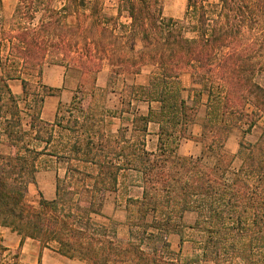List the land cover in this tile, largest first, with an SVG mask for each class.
<instances>
[{"label": "trees", "instance_id": "obj_1", "mask_svg": "<svg viewBox=\"0 0 264 264\" xmlns=\"http://www.w3.org/2000/svg\"><path fill=\"white\" fill-rule=\"evenodd\" d=\"M163 1L116 0L112 15L104 0H17L1 39L0 136L14 153L0 157V264H19L4 245V230L19 245L30 240L40 253L83 264H264V137L239 143L241 163L232 173L235 157L225 149L233 129L245 127L248 134L264 119V0H187L181 20L164 17ZM45 65L79 77L81 98L61 109L52 125L40 120L43 100L55 94L39 81ZM145 68L147 85L126 86L123 105L145 99L156 102L158 112L134 119L141 138H107L95 76L106 69L113 83ZM184 74L198 87L191 99L182 96ZM12 80H20L24 99L32 100V140L44 145L41 151L21 130ZM202 95L201 156L180 158L177 148L189 139ZM150 122L159 127L155 153L144 148ZM42 157L65 160L67 170L56 181L55 198L38 193L32 205L26 194ZM122 170L139 172L143 185L141 200L127 202L125 240L114 225L94 221ZM189 212L197 218L191 229L204 239L184 256L171 249L169 237L182 238Z\"/></svg>", "mask_w": 264, "mask_h": 264}, {"label": "crops", "instance_id": "obj_2", "mask_svg": "<svg viewBox=\"0 0 264 264\" xmlns=\"http://www.w3.org/2000/svg\"><path fill=\"white\" fill-rule=\"evenodd\" d=\"M4 4L7 0H1ZM1 75V72H0ZM149 70L143 69L136 77H122L117 81L110 83L106 70L99 72L95 76V88L101 90L104 94V100L100 106H93L102 114L103 132L109 139H118L123 136L126 141L132 139L131 136L141 138L143 134L134 132L133 121L137 117H146L149 113L158 112L159 105L156 102L146 101L145 99H134L130 105H123L126 99L125 87H145L148 81ZM26 80L35 84L37 79L33 76H25ZM42 86L55 90L52 97H46L43 100L40 109V120L46 124H54L57 114L62 109H68L73 104V99L79 97V77L77 72L56 65H45L42 69L39 79ZM115 83L120 84L118 88H112ZM179 83L183 89L182 96L184 99H191L193 92L198 88L189 75H181ZM9 90L12 96L17 100L19 108V118L21 130L29 136L30 147L41 151L43 144H38L32 140L35 132L30 127L31 115L33 113L31 98L24 99L23 89L20 80L8 82ZM98 104V103H97ZM206 114V96L202 95L201 104L196 115V121L187 128L189 139H183L178 148L177 155L180 158L197 159L201 156V147L197 141L201 136V125ZM263 120V119H262ZM260 120L248 134H244V127L233 129L225 143L226 151L237 159L239 152V143L241 141L254 144L264 135V126ZM159 127L156 123L147 124L145 133V151L155 153L158 147ZM56 136V135H55ZM14 153V148L4 142L0 136V157H8ZM233 161V163H234ZM41 168L35 174L34 184L30 185L27 190V201L30 204H37V194H41L44 200L52 201L55 198V185L57 180L65 177L67 162L55 157H42ZM239 168V167H238ZM237 168V169H238ZM143 196V185L141 174L134 170H122L117 178V188L115 192H106L103 196L100 215L94 217L96 223L101 225H114L116 235L120 240L128 237V226L126 218V206L128 200H141ZM194 213H185L182 219L183 228L186 227V215ZM195 215V214H194ZM196 216L190 226L196 221ZM176 236V235H175Z\"/></svg>", "mask_w": 264, "mask_h": 264}, {"label": "rangeland", "instance_id": "obj_3", "mask_svg": "<svg viewBox=\"0 0 264 264\" xmlns=\"http://www.w3.org/2000/svg\"><path fill=\"white\" fill-rule=\"evenodd\" d=\"M215 1L216 0H209V2H215ZM16 2L17 0H7L3 4L2 1L0 0V58H3L6 53L5 47H1L2 45L5 46L6 44L4 42H2L1 44L2 32L8 30L11 15L13 13ZM104 3L107 13L113 15L115 13L116 0H104ZM186 3L187 0H164L163 1L164 17L172 18L174 20H181L183 18L186 9ZM119 85L120 84L115 83V85H112L111 87L118 88ZM78 98H81V96H79ZM96 105L99 104L95 103L93 106ZM76 114L77 113H75V116ZM61 118H67V117L62 115ZM261 123H262L261 126L263 128L264 119L261 121ZM57 135L59 136V133ZM262 141L264 142V138L262 139ZM204 163L211 165L213 163V160L207 157L204 158ZM240 163L241 160L238 152L237 159L234 161V163H232L231 173L237 170V168L240 166ZM195 216L196 215L194 214L186 215V219H185L186 227L183 228V234L181 239L177 235L176 236L172 235L169 237V244L171 249L175 252L180 251L181 254L184 256H189L194 254L196 252L197 245L201 243L204 239V235L202 233L194 229H191L192 226L189 225L193 222ZM126 218H127V212H126ZM109 225L111 224H108L106 226ZM1 237L4 242V245L11 250L12 254L18 256L19 264H38L39 262L40 264H83L79 261L68 260L48 250H43L40 253L38 244L30 240H27L23 244L19 245L20 239L14 234L9 233L7 230L2 231Z\"/></svg>", "mask_w": 264, "mask_h": 264}]
</instances>
